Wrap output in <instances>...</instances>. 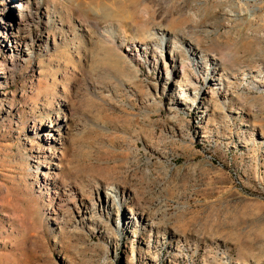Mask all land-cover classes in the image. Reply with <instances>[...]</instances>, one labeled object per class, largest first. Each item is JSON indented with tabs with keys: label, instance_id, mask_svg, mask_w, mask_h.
Listing matches in <instances>:
<instances>
[{
	"label": "rangeland",
	"instance_id": "1",
	"mask_svg": "<svg viewBox=\"0 0 264 264\" xmlns=\"http://www.w3.org/2000/svg\"><path fill=\"white\" fill-rule=\"evenodd\" d=\"M29 1L0 0V264H264V0Z\"/></svg>",
	"mask_w": 264,
	"mask_h": 264
},
{
	"label": "bare ground",
	"instance_id": "2",
	"mask_svg": "<svg viewBox=\"0 0 264 264\" xmlns=\"http://www.w3.org/2000/svg\"><path fill=\"white\" fill-rule=\"evenodd\" d=\"M8 1H12V0H8ZM18 1H19L18 4L12 5V7L17 9L16 10V15H14V19H16V22H17L18 26H23L24 22H26L29 19V16L31 15V12L29 10V4H31V3H30L29 0H18ZM37 2H40V1H37ZM68 2H70L69 3L70 5L74 4L78 9L83 11L86 15L88 14V12L93 14V16L95 15V17H96L94 19L95 21L93 20V21L90 22L91 25H92V26L90 25V27H93L94 22H95V26H96V22L97 21L98 22L101 21V22H104L106 24V26L110 27V28L114 26V22H116V21L121 23L120 26H123L122 24H124V22H126V20L131 17V12L132 11H130L128 9V7L130 6V4L132 6V2L134 4L137 3L136 0H69ZM128 4H129V6H128ZM131 6H130V8H131ZM71 10L72 11L73 10L76 11V9H71ZM86 17L88 18L89 16H86ZM127 23H128V21H127ZM98 26L99 25H97V27ZM103 32H105V31H103ZM105 33H107V32H105ZM101 34H104V33H101ZM11 36H12L14 41L16 40L15 44L12 45L11 41H9V39L8 40L6 39L7 42H8V46L11 49L18 50L19 47L22 44H24L25 46L27 45L26 43H23V42H26L28 40L24 35H20L18 32H16V33H14ZM151 39H153V38H151ZM143 41H145V40H143ZM161 41H162L163 44L166 43V39L164 37L162 38ZM0 70H2V64L1 63H0ZM212 78H213V74H209L207 76V81L211 80Z\"/></svg>",
	"mask_w": 264,
	"mask_h": 264
}]
</instances>
